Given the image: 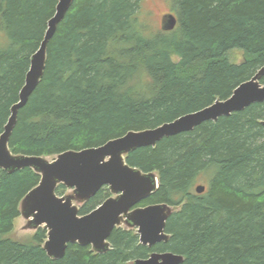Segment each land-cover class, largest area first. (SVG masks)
Instances as JSON below:
<instances>
[{
	"label": "trees",
	"instance_id": "1",
	"mask_svg": "<svg viewBox=\"0 0 264 264\" xmlns=\"http://www.w3.org/2000/svg\"><path fill=\"white\" fill-rule=\"evenodd\" d=\"M57 5L0 0L6 39L0 45V136ZM141 6L142 0H75L49 42L41 83L19 111L9 144L14 155L53 157L156 128L227 100L264 66V0H173L176 29L146 34ZM234 50L243 53L239 65L227 59ZM263 122L264 102L256 103L127 156L129 166L159 178L158 190L139 207H174L169 241L152 248L128 228L114 230L105 254L75 244L60 260L44 250L45 229L29 241L11 239L21 201L41 176L28 168L2 171L0 264H135L154 252L182 255V264H264ZM110 197L102 189L80 215Z\"/></svg>",
	"mask_w": 264,
	"mask_h": 264
},
{
	"label": "water",
	"instance_id": "2",
	"mask_svg": "<svg viewBox=\"0 0 264 264\" xmlns=\"http://www.w3.org/2000/svg\"><path fill=\"white\" fill-rule=\"evenodd\" d=\"M74 2L58 0L56 13L48 22L40 48L31 58L19 102L11 108V116L0 136V173H15L28 168L41 176L39 185L21 201L20 216L27 221V229L47 231L44 250L53 260L62 259L68 246L75 244L91 247L96 254H105L111 250L109 240L114 230L123 226L136 230L143 246L152 248L167 243L170 239L166 231L167 222L174 213V207L168 204L139 207L158 190L159 178L156 173H144L129 166L127 156L137 149L155 147L165 138L191 132L203 123H215L222 117L264 102L263 66L227 100H218L209 107L156 128L130 131L100 147L66 151L52 161L42 156L14 155L9 144L19 111L27 105L41 83L49 42ZM177 25V16L166 14L161 28L171 32ZM61 185L72 193L58 196L56 191ZM104 188L110 191L111 197L89 214L80 215L78 205H84ZM205 191L204 185L196 188L198 195ZM184 260V256L172 252H154L147 259L136 260L135 264H182Z\"/></svg>",
	"mask_w": 264,
	"mask_h": 264
},
{
	"label": "rangeland",
	"instance_id": "3",
	"mask_svg": "<svg viewBox=\"0 0 264 264\" xmlns=\"http://www.w3.org/2000/svg\"><path fill=\"white\" fill-rule=\"evenodd\" d=\"M173 0H142L141 13H140V26L146 34V30H160L162 19L166 14H174ZM175 15V14H174ZM148 34V33H147ZM6 39L0 31V45H4ZM227 59L230 63L239 65L243 61V53L240 50L229 52ZM50 161L55 159V156L48 157ZM204 185V184H200ZM199 186V185H198ZM109 191V190H108ZM72 192L64 187L63 192L59 196H66ZM110 193V191H109ZM111 196V193H110ZM83 205H78L81 210ZM122 229H127L125 226ZM37 231L27 229V221L22 217L18 218L14 224V231L10 234V238L16 241H29Z\"/></svg>",
	"mask_w": 264,
	"mask_h": 264
}]
</instances>
